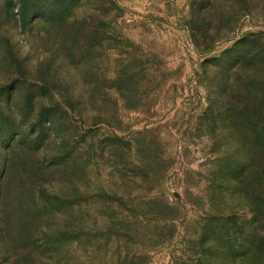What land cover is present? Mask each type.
Segmentation results:
<instances>
[{"label":"rangeland","instance_id":"obj_1","mask_svg":"<svg viewBox=\"0 0 264 264\" xmlns=\"http://www.w3.org/2000/svg\"><path fill=\"white\" fill-rule=\"evenodd\" d=\"M0 264H264V0H0Z\"/></svg>","mask_w":264,"mask_h":264}]
</instances>
